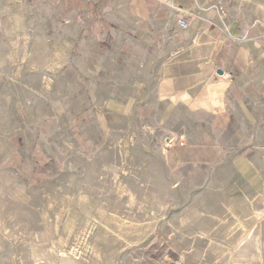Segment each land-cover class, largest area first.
Returning <instances> with one entry per match:
<instances>
[{
	"label": "rangeland",
	"instance_id": "374dc122",
	"mask_svg": "<svg viewBox=\"0 0 264 264\" xmlns=\"http://www.w3.org/2000/svg\"><path fill=\"white\" fill-rule=\"evenodd\" d=\"M110 1L0 0V264H264L237 181L172 172L170 141L154 148L126 123L100 135L92 108L73 120L32 82L48 15Z\"/></svg>",
	"mask_w": 264,
	"mask_h": 264
},
{
	"label": "crops",
	"instance_id": "0c3cea01",
	"mask_svg": "<svg viewBox=\"0 0 264 264\" xmlns=\"http://www.w3.org/2000/svg\"><path fill=\"white\" fill-rule=\"evenodd\" d=\"M262 2L111 0L94 17L50 13L46 34L32 44V82L45 85L48 100L64 101L73 120L92 108L100 135L126 123L142 127L154 148L170 141L172 172L237 181L239 195L256 201L246 207L261 215L254 228L264 242Z\"/></svg>",
	"mask_w": 264,
	"mask_h": 264
},
{
	"label": "built area",
	"instance_id": "2783aa9c",
	"mask_svg": "<svg viewBox=\"0 0 264 264\" xmlns=\"http://www.w3.org/2000/svg\"><path fill=\"white\" fill-rule=\"evenodd\" d=\"M161 4H164V5H168V6H177V5H174L173 4V0H155ZM221 13L222 14H226V9L225 8H221ZM178 25L182 28V29H188L189 27V24H188V21L184 18H180L178 19ZM227 78H230V76H227Z\"/></svg>",
	"mask_w": 264,
	"mask_h": 264
}]
</instances>
